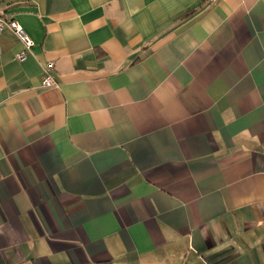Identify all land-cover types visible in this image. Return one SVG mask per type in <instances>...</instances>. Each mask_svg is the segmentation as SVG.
I'll list each match as a JSON object with an SVG mask.
<instances>
[{
  "label": "crops",
  "instance_id": "1",
  "mask_svg": "<svg viewBox=\"0 0 264 264\" xmlns=\"http://www.w3.org/2000/svg\"><path fill=\"white\" fill-rule=\"evenodd\" d=\"M0 11V264H264V0Z\"/></svg>",
  "mask_w": 264,
  "mask_h": 264
},
{
  "label": "built area",
  "instance_id": "2",
  "mask_svg": "<svg viewBox=\"0 0 264 264\" xmlns=\"http://www.w3.org/2000/svg\"><path fill=\"white\" fill-rule=\"evenodd\" d=\"M1 1V0H0ZM3 27L11 30L22 42L23 45V51L16 55V58L18 61H22L26 58L27 52L31 49L33 46V43L31 39L28 37V35L24 32V30L21 28V26L11 18H6L5 14L0 11V31L3 29ZM53 66V62H49L46 66L45 72L46 77L43 79L42 84L45 87L49 86H55V82L53 80V77L50 74V69Z\"/></svg>",
  "mask_w": 264,
  "mask_h": 264
}]
</instances>
